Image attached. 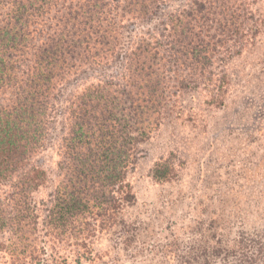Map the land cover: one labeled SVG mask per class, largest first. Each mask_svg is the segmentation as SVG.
I'll return each mask as SVG.
<instances>
[{"label": "rangeland", "instance_id": "rangeland-1", "mask_svg": "<svg viewBox=\"0 0 264 264\" xmlns=\"http://www.w3.org/2000/svg\"><path fill=\"white\" fill-rule=\"evenodd\" d=\"M153 1L145 11L108 7V32L81 47L71 68H56L45 135L26 161L45 178L24 194L21 162L0 181V264H221L205 254L234 248L241 233L264 243V0ZM81 3L27 11L30 43L59 42ZM12 84L0 88V110L16 105ZM84 92L95 132L119 124L138 140L125 175L132 197L110 207L90 197L105 193L94 181L83 194L89 214L55 227V191L72 188L73 158L83 154L68 140ZM28 199L31 220L21 214Z\"/></svg>", "mask_w": 264, "mask_h": 264}, {"label": "trees", "instance_id": "trees-1", "mask_svg": "<svg viewBox=\"0 0 264 264\" xmlns=\"http://www.w3.org/2000/svg\"><path fill=\"white\" fill-rule=\"evenodd\" d=\"M47 2L48 0H0V12L6 8L10 10L3 16L0 13V88L7 83L18 86L16 105L9 111L0 110V181L2 183L8 181V174L14 172L19 163L26 161L29 163L28 151L36 149L40 139L44 138V129L48 123H42L41 119L49 117L53 110L49 104L55 97L51 82L56 68L59 66L63 69L66 65L71 68L76 60V52L81 47L96 39L93 38L94 36L101 38V35L108 32L109 28L103 24L108 14L107 9H115L120 4L125 9L134 5L145 11L146 8L151 7V4L154 5L153 0H82L83 3L79 5L76 16H72L71 19L65 17L64 23L60 25L59 42L54 36L45 41V38L39 35V38H35L30 43V34L25 27L26 12L35 11L36 5L42 3L44 8ZM29 45L33 47V59L31 56L32 60L21 61ZM17 74L18 77L24 76L22 81L17 79L15 76ZM93 95L98 96L97 92H93ZM86 98H91L87 92L82 93L79 98L81 106L77 108L79 114L75 118L78 120L75 123L76 129L68 140L70 148L79 146L83 152V154H75V159L73 158L77 163L74 184L70 189L65 187L66 184L64 189H56L52 207L48 211L49 223L50 225L55 223V227L89 214L91 205L84 195L90 192L87 185L92 186L94 181L101 183L99 186L102 191L105 189V193L103 191L100 196L96 194V197H90L93 199L99 197L105 202L109 200L113 204L110 207H114L115 202L129 203L132 197L127 189L128 185L125 184V175L135 156L131 152L134 150L133 143L138 140L133 134L120 128L119 124L107 125L108 128L102 125L104 129L100 127L95 132L88 121L89 114L82 107L86 104ZM109 117L110 115H106L104 119L108 118L106 121H110ZM93 118L96 119L95 116ZM28 163H25L27 169H24L22 177L26 195L27 189L33 188L31 187L33 182L39 183L45 178L43 170L33 165L28 166ZM91 189L94 190V187ZM29 200L21 210V214L22 218L29 217L28 219L31 220L35 217V209ZM30 223L33 224L32 221ZM205 256L207 258L214 256L221 260V264H264V243L257 236L244 232L235 241L234 248H218L206 253Z\"/></svg>", "mask_w": 264, "mask_h": 264}]
</instances>
